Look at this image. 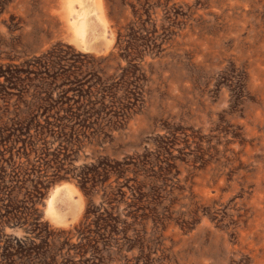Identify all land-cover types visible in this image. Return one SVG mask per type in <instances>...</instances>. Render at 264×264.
Returning a JSON list of instances; mask_svg holds the SVG:
<instances>
[{
  "label": "rangeland",
  "instance_id": "374dc122",
  "mask_svg": "<svg viewBox=\"0 0 264 264\" xmlns=\"http://www.w3.org/2000/svg\"><path fill=\"white\" fill-rule=\"evenodd\" d=\"M263 217L264 0H0V264H264Z\"/></svg>",
  "mask_w": 264,
  "mask_h": 264
},
{
  "label": "bare ground",
  "instance_id": "6f19581e",
  "mask_svg": "<svg viewBox=\"0 0 264 264\" xmlns=\"http://www.w3.org/2000/svg\"><path fill=\"white\" fill-rule=\"evenodd\" d=\"M46 1H47V0H46ZM48 1H49V0H48ZM54 14H55V13H54ZM58 14H59V13H58ZM105 14H106V13H105ZM86 17H87V16H86ZM86 17H85V18H86ZM73 19H74V18H73ZM78 20H79V19H78ZM105 20H107V19H105ZM73 22H74V21H73ZM84 24H85V23H83L82 25L84 26ZM83 29H84V27H83ZM81 31H82V29H81ZM49 211H53V199H50V202H49ZM263 218H264V217H263ZM243 224H244V223H243ZM262 226H263V225H262ZM258 231H259V230H258ZM191 240H192V239H191ZM259 240H261V239H259ZM263 241H264V240H263ZM188 242H189V241H188ZM188 242H187V243H188ZM193 243H194V242H193ZM188 244H189V243H188ZM188 244H187V245H188ZM183 246H184V245H183ZM183 246H182V247L180 246L181 249L183 248ZM181 249H180V250H181ZM187 252H188V251H187ZM179 254H180V253H179ZM188 254H189V253H188ZM186 256H187V255H186ZM191 256H192V255H191ZM201 257H202V256H201ZM189 258H190V257H189ZM261 259H262V258H261ZM198 260H199V259H198ZM201 261H202V260H201ZM192 262H193V261H192ZM190 264H191V263H190Z\"/></svg>",
  "mask_w": 264,
  "mask_h": 264
}]
</instances>
